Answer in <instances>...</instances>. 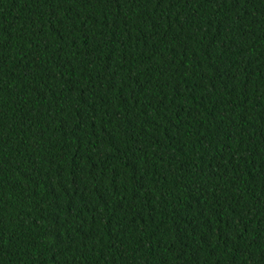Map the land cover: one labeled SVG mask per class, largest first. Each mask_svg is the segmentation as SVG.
<instances>
[{
    "label": "trees",
    "instance_id": "obj_1",
    "mask_svg": "<svg viewBox=\"0 0 264 264\" xmlns=\"http://www.w3.org/2000/svg\"><path fill=\"white\" fill-rule=\"evenodd\" d=\"M0 264H264V0H0Z\"/></svg>",
    "mask_w": 264,
    "mask_h": 264
}]
</instances>
